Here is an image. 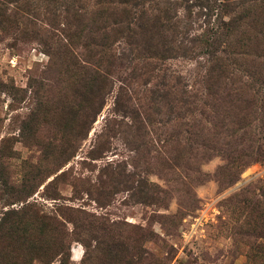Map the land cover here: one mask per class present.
Listing matches in <instances>:
<instances>
[{
    "label": "rangeland",
    "instance_id": "374dc122",
    "mask_svg": "<svg viewBox=\"0 0 264 264\" xmlns=\"http://www.w3.org/2000/svg\"><path fill=\"white\" fill-rule=\"evenodd\" d=\"M131 3L0 0V264H264V0Z\"/></svg>",
    "mask_w": 264,
    "mask_h": 264
},
{
    "label": "trees",
    "instance_id": "16d2710c",
    "mask_svg": "<svg viewBox=\"0 0 264 264\" xmlns=\"http://www.w3.org/2000/svg\"><path fill=\"white\" fill-rule=\"evenodd\" d=\"M74 1L76 0H72V2L74 3ZM133 0H116V6L113 7V9L115 10V12H111L110 14L115 16V22L119 25V26H126L125 28H128L129 30L131 29L130 27L132 25H135V20L137 19H143L146 13V10H142L141 14L139 16V18L136 17L137 13H134L133 9H132V2ZM111 9V8H110ZM148 19H145V21H143L142 23H140L139 25H137V28L141 31V35L144 33L145 36H147L148 33H150L149 31H151L149 28H155L157 30H161L159 32H163V30L169 31V30H173V26L174 23L172 22V16L170 15V11L167 8L161 9L159 10L157 15H152L150 17H147ZM158 32V33H159ZM152 35V34H150ZM217 60V59H216ZM210 69H212L211 71H213L214 69H216V71L218 72L217 77L215 78L214 81H218L219 78L221 79L222 74H223V70L221 68V66H211ZM212 75H210L211 77ZM182 102L185 103H189L185 98V91H182ZM66 210H68L70 213H74V212H78L80 210H76L72 207L66 208ZM9 214V213H8ZM6 214L0 221V232L3 231V229H5V227H7V215ZM13 214V213H12ZM41 226L45 225L46 221V216H41ZM76 221L77 227L81 229L82 232L87 231V227L84 225V223L82 222V220H80L79 218L74 219ZM89 226V225H88ZM11 229L12 234H18L17 232H19L20 229H22V226L20 224H15V222H11V226L9 227ZM8 228V229H9ZM89 230V229H88ZM15 232V233H14ZM8 233V232H6ZM3 235V234H2ZM36 247V246H35ZM31 246V250L30 252L32 254L38 253L40 248H35ZM37 250V251H36ZM34 252V253H33Z\"/></svg>",
    "mask_w": 264,
    "mask_h": 264
}]
</instances>
